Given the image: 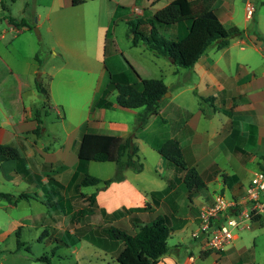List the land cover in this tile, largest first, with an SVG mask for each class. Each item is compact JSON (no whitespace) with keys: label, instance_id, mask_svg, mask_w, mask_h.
Masks as SVG:
<instances>
[{"label":"crops","instance_id":"crops-1","mask_svg":"<svg viewBox=\"0 0 264 264\" xmlns=\"http://www.w3.org/2000/svg\"><path fill=\"white\" fill-rule=\"evenodd\" d=\"M167 1L132 0L129 3V8L132 11L135 7L136 10H134V13L137 16H144V14L150 15L155 9L164 5ZM81 2L73 3L70 0L69 4L77 5ZM261 2L264 3V0ZM57 4L67 6V4ZM247 4H250L249 0H240L239 8L241 17L233 20L235 7L231 1L217 0V16L223 24V21H228L226 24L229 23V26L234 25V23L236 24V22H241V26L246 28V21L253 17V11L251 15L246 14ZM9 17L13 20L9 21L7 16L4 23H0V143L11 146L16 155L12 158L0 160V165L5 164L8 166L10 171L14 173L13 176L17 179L14 185L17 193L13 196L11 195V197L14 198L21 192L28 194V196L16 198L13 202L7 201L5 206L12 208L20 200H26L28 202L30 199H33L43 203L42 197L45 195L44 191H47L44 188L45 183H52L55 186V190L57 192L60 191L61 194L64 185L74 177V166L70 167L67 164V158L64 153L70 151L76 155L78 141L83 132L114 133L120 136L132 133L135 135L133 140L137 145V153L139 155L140 148L145 149L144 144L147 143L144 139V135L146 134L145 130L152 131V119L150 118L146 124L139 128L136 127L135 118L137 112L141 111L142 106L136 108L123 107L118 105L115 99L113 101L108 100L109 103L107 105L96 104L108 80L109 74L114 76L115 73L127 71L128 63L131 64L140 77H143L141 72L143 66L139 63L136 65L133 62V57L135 56L130 58L125 57V60L121 58L117 64L116 57L113 56L116 53L115 44L112 43V53H110V56L105 53L103 57L101 56L103 64L96 72L93 93L86 108L83 109L74 105V112L78 114V116H75L74 122L63 114L60 120L65 121L67 128L62 135L57 134L55 130L48 129L44 125V120L47 121L46 107H51L52 105L49 102V98H51L50 93H52L50 84L48 83L47 85V95L49 94V98H47V104L44 105V100L37 98V94H40V92L36 89V83L39 82L38 78L42 73H45L48 81H51L54 72L44 70L38 66L39 63L35 62V41H33L34 39L30 35H23L21 39H17L18 32L20 33L21 29L26 27V24L22 22L24 18L13 15ZM253 20L256 21V17ZM37 25L39 27L40 22ZM49 29L50 27H46V30ZM252 31H244L242 35L229 38L227 44L221 48L217 49L213 46L214 48L210 50L206 49L191 66L174 69L179 76L177 81L172 83L173 86L171 88L166 84L167 90H169V99L165 101L164 106H168V102H171L190 111L188 118L173 133V138H175L181 149L184 161L196 168L205 181V184L208 180L215 179V175L212 176L216 169L214 157L221 151L224 153L223 159L229 161L234 168L231 173L226 172L222 177L224 184L239 183L240 179L246 174V171H252L253 173L259 170L256 164V156L259 153H264V68L258 70L256 66L250 67L247 63L232 56L235 45H238L241 49L247 46L256 51L261 50L259 47L260 39L257 38L255 30L252 29ZM243 34L245 36L244 38ZM55 35L57 38H60V31L56 30ZM129 39H131V33L129 34ZM133 45L137 46L138 43ZM144 50L139 49V52ZM143 53L145 54V51ZM108 57H111L109 61L107 60ZM220 57L223 58L219 60ZM104 61H107L109 68L105 66ZM169 61L172 63L171 59ZM234 61L235 68L232 70H226L220 65L222 63L228 66V64ZM119 65L125 69L117 70L118 68L116 66ZM63 66L64 63H61L55 70L57 71L63 68ZM38 69L39 71L36 73ZM70 78L74 82L76 81V77H69V80ZM133 79L136 80L135 77ZM120 81H123V78ZM75 85L80 87L77 84ZM185 91H188L187 94L190 97L188 100L189 104L175 100L176 97H179ZM190 99H193V103ZM53 102L61 105V103L55 100ZM41 107L44 108V111ZM118 107L127 108L128 111L126 112L131 115L122 117L120 116V111L117 113L118 115L120 114L118 118L112 119L110 118L111 114L108 115L105 112L107 108L115 110ZM54 111L58 112V115L60 114L55 106ZM214 120H218L217 124ZM35 127L39 128L34 131L33 129ZM244 152L249 153L245 160L240 157ZM236 154L240 156H236ZM159 156L155 166L164 167L168 171H171L169 176H165V183L160 188H157V190H161L160 196L154 195L151 198L150 191H155L154 189H147L146 193L148 192L149 195H144L145 188L132 182L133 179H140L138 173L142 169L138 172L127 169L124 171L121 179L112 180L101 187L102 189L98 188L97 190H93L97 207L93 208L91 217L94 215L95 219L98 220V215L102 216L103 224L112 220L107 217L108 213L118 207L124 206L137 209L135 212L142 222L156 213L163 214L167 220V213L162 209V206L165 205L166 196L176 194V189L179 187L176 181L180 180L182 183V172L162 155L159 154ZM78 160H75L76 165L79 164ZM247 163L253 168L248 167L249 164L247 166ZM68 168H71V170L68 171ZM154 170L158 171L157 168H154ZM128 172H133V174L128 176ZM80 175L78 174L72 181L71 192L64 199L67 197H78L74 191L73 183ZM20 179L23 181H20ZM27 181L29 183L26 184ZM33 184L40 185L38 187L42 189L41 194H38L36 191L30 193V188L35 186ZM193 196L189 199L191 201V204L188 205L189 214L183 216L180 222L178 220L168 223L167 220V223L171 228L169 235L183 232L186 227L189 228V236L199 244L196 253L193 254L192 251L187 250V254L181 258L180 252L178 251L180 242L176 240L177 242L167 243L170 246V250L160 255L155 264H197L196 258H199L203 264H258V262L264 264V256L258 260L255 254L256 242L254 238L250 242L246 241L244 239L245 233L240 235L238 232L232 231L233 236L231 239L226 241L220 248L213 249L205 247L201 238L193 237L191 231L196 226L193 227L192 223H197V207L196 214L191 213ZM59 199L60 195L57 194L56 200ZM80 199H82L84 204V199L82 197ZM166 203L171 210L174 209L173 201L167 199ZM144 205L147 206L144 209H140ZM67 207L68 204L65 203L62 212L55 211L53 213L55 217L53 225H57L56 228L58 230L65 225L64 217ZM70 211H73L70 216L76 212L73 208ZM37 215L40 216L39 218L43 217L42 212ZM33 217V214H17L16 216L8 217L5 222V227L0 230V243L9 239L10 242L8 243H13L15 245L14 250H18L14 229L18 225H21L20 235L23 230L31 228L34 230L35 224L32 219ZM118 218L134 230V227L128 220L127 214ZM256 226L264 229V224L248 218L238 228H255ZM81 227L78 223L72 225V227H67L65 231L73 232L78 229L82 230ZM20 240L23 244L24 241L22 239ZM118 242L115 254L121 246V242L119 240ZM0 264L5 263L0 261Z\"/></svg>","mask_w":264,"mask_h":264},{"label":"rangeland","instance_id":"rangeland-1","mask_svg":"<svg viewBox=\"0 0 264 264\" xmlns=\"http://www.w3.org/2000/svg\"><path fill=\"white\" fill-rule=\"evenodd\" d=\"M69 1L70 0H0V23L3 24L5 18L10 15L23 17L26 27L21 29L20 33L18 32L17 39H21L23 35H30L34 39L33 41H35V62L39 63L38 66L44 70L54 72L51 81H48V77L45 73H42L38 78V84L47 89L49 83L52 92L50 93L51 98H49V94L47 96L52 105L51 107H46L47 121L44 120V125H46L48 129L55 130L57 134L62 135L67 128L65 121L60 120L63 114L74 122L75 116H78V114L74 112V105L83 109L86 108L93 93L94 83L96 82V72L103 64V54L105 53L110 56V53H112V43L115 44L116 53L113 54V56L116 57L117 64L121 58L124 59L125 57L130 58L135 56L133 57V62L136 65L139 63L143 66L141 69L143 77H160L169 88L173 86L172 83L177 81L179 74L174 70L177 68L167 57L155 56L144 48L141 42H138V45L134 46L131 39H129L130 32L125 18L130 17V15H135V11H130L131 9L129 8V3L132 2V0H80L82 2L77 5H70ZM230 1L235 7L233 20H237L241 17L239 8L240 0ZM249 1L252 5L250 15L253 11V17L246 21V28L241 26V22L237 23L234 21L236 22L234 25L241 28L243 32L252 31V29L255 30L257 38L260 39L259 47L261 50L256 51L247 46L241 49L238 45H235L233 47L234 52L232 56L247 63L250 67L256 66L259 70L260 68H264V3L261 2L262 0ZM57 3L67 4V6H61ZM145 16L148 15L144 14L143 17ZM254 17H256V21L253 20ZM38 22H40L39 27L37 25ZM223 22L226 27L229 26V23L226 24L228 21ZM187 23L188 20H180L174 24L159 23L156 24V28L158 33L162 36L176 39L186 31L185 26ZM46 27H50V29L46 30ZM18 28L20 27L18 26ZM56 30L60 31V38L56 37ZM242 33L240 35H242ZM244 37L243 34V38ZM212 48L214 47L210 45L206 49L210 50ZM139 49H145V54L143 53L144 51L139 52ZM110 58L111 57H108L107 60L109 61ZM222 58L223 57H220L219 60ZM31 62H33V60H31ZM61 63H64L63 68L56 71L55 68ZM104 64L109 68L107 61ZM220 65L226 70H232L235 68V61L228 64V66L222 63H220ZM116 68H118L117 70L119 71L122 68L125 69L120 65L116 66ZM38 71L39 69L36 73ZM134 73V68L128 63L127 71L115 73L113 78L115 80H122L123 78V81L131 82L134 80V77L136 78ZM69 77H76V81L74 82L71 78L69 80ZM75 84L80 87H77ZM166 91L169 92V90ZM182 93L183 94L176 97L175 100L189 104L188 100L190 97L187 94L188 91ZM114 97L115 90L111 91L107 96L108 100L112 101ZM37 98L44 100V96L41 93L37 94ZM165 98L168 100L169 96L166 95ZM53 100L61 103V105L54 103ZM190 101L193 103V99H190ZM54 106L59 110V115L58 112L54 111ZM41 108L44 111V108ZM120 111L121 115H119L122 117L131 115L126 112L128 111L127 108L118 107L115 108V110L110 108L105 110L106 114H111L110 118L112 119L118 118L119 115L117 113ZM214 121L217 124L218 120ZM145 132L147 135H150L151 131L146 129ZM144 145L145 149L140 148L139 152L143 162V168L138 173L140 179H133L132 182L144 187V195H147L148 192L146 193V190H157V188H160L165 183V176H169L171 171H168L167 168L164 167L155 166L157 158L160 157L159 153L147 143ZM64 154L67 158V164L70 167L74 166V177L64 185L61 194L60 191L57 192L55 190V186L52 185V183H45L44 188L47 191H44L45 195L42 197L43 203L33 199H30L28 202L26 200H20L16 206L10 208L5 206L8 200L4 197H0V230L5 227V222L10 216H16L17 214H33L35 217V219L34 217L32 218L35 224L34 230L31 228L22 231L20 239L24 242L22 245H19L18 250H14L15 245L13 243H8L10 242L9 239L0 243V261L5 264H118L114 258L115 250L119 243L118 240H111L93 231V229L97 227V223L103 222V217L98 215L97 220L94 215L91 217L92 215L90 213L80 214L78 209L85 205L82 199H80V196L77 198L67 197L64 199V197L70 194L71 183L78 174L80 175L82 172H88L100 179L106 178L113 174L115 164L113 161L78 160L79 164L76 165L75 160L78 158L75 154H72L70 151ZM223 154L224 153L221 151L214 157L216 169L212 176L215 175V179L208 180L206 186L199 191L200 193L198 192L193 196V208L191 213L194 215L196 214V207L198 213L199 205L211 203L215 196L238 198L243 192L247 180L253 174L252 171H246V174L240 179L239 183L224 184L222 182V177L226 172L231 173L234 168L229 161L223 159ZM248 154V152H244L241 156L237 154L236 156H240L245 160ZM262 155H264V153H259L256 156V164L258 161L264 164V160L261 158ZM248 164L249 163L246 165L248 166ZM248 167L253 168L250 164ZM154 168H157L158 171H155ZM70 170L71 168H68V171ZM132 174L133 172L127 173L128 176ZM13 175L14 173L10 171L8 166L5 164L0 165V191L10 193L12 196L17 193L14 189L17 179ZM20 181L23 180L20 179ZM27 183L29 182L27 181L26 184ZM100 184L82 185L78 190L82 193H90L93 190L101 188ZM176 184L179 185L176 189V194L168 197L166 196L165 205L162 206V209L167 213L168 223L178 220L180 222L183 216L189 214L188 205L191 204V201L187 199L185 187L180 180L176 181ZM33 185L35 186L30 188V193L36 191L38 194H41L42 189L38 187L40 185ZM57 194L60 195L59 200H56ZM167 199L173 201V210L167 206ZM65 203L68 204L64 217L65 225L58 230V228H56L57 225H53L55 220L53 213L55 211L62 212ZM71 208L76 211L72 216H70L73 213V211H70ZM40 212L43 213L42 218H39L40 216L37 215L40 214ZM254 221L260 222L261 218ZM78 223L82 226L81 231L76 230L74 233L68 230L65 231L67 227H72V225ZM107 223L116 222L114 220H109ZM196 225V222L192 223L193 227ZM230 230L238 232L240 235L245 233L244 239L246 241L250 242L251 239L254 238L256 242L255 254L258 257L257 259L260 260L264 256V229L260 226H256L255 228L243 227L237 229L235 227H230ZM176 240L180 242L178 251L180 252L181 258L187 254V250L192 251L193 254L196 253L199 244L189 236V228L186 227L183 232L173 233L167 237L168 244L177 242ZM71 241L74 242L71 243ZM40 255H43L46 260H43V258L38 259L37 256ZM34 256L36 257L34 258ZM196 261L197 264H203L199 258H196ZM258 264L260 263L258 262Z\"/></svg>","mask_w":264,"mask_h":264},{"label":"trees","instance_id":"trees-1","mask_svg":"<svg viewBox=\"0 0 264 264\" xmlns=\"http://www.w3.org/2000/svg\"><path fill=\"white\" fill-rule=\"evenodd\" d=\"M71 1L75 3L80 0ZM216 2L217 0H168L148 16H131L126 19L131 33V42L133 44L141 42L152 54L168 57L176 68L189 67L208 46L221 48L227 44L229 38L243 32L235 25L226 27L220 21L216 12ZM8 19L9 21L13 20L9 16ZM180 20H188L186 31L180 37L171 39L158 33L156 24L175 23ZM22 22L25 23V20L23 19ZM134 72L136 80L131 82L115 80L109 74L96 104L107 105L109 103L108 94L115 90L114 99L118 105L128 108L142 106L141 111L136 114V127L141 128L150 118L152 119V131L150 135L145 134L144 139L160 155L181 170V180L186 190V196L190 199L206 184L196 168L184 161L181 149L173 138V133L188 118L190 111L171 102H168V106H164L166 98H161V95L167 90V86L163 80L160 77H140L135 70ZM36 89L44 96L43 104L46 105L47 89L38 83H36ZM37 128L39 127H35L33 130L36 131ZM134 136L132 133L120 136L114 133L92 131H85L81 134L76 150L77 158L79 160L113 161L115 170L111 176L102 179L88 172H82L79 178L74 181V191L85 201V205L78 209L80 214H91L93 208L97 207L94 191L82 194L78 190L80 186L99 185L101 182L100 187H103L112 180L121 179L127 169L134 172L142 169V161L133 140ZM15 155L11 146L0 143V160L12 158ZM261 158L264 160V155ZM257 166L264 172V164L261 161L257 162ZM160 193L161 190L150 191L151 198L154 195L160 196ZM22 196H28V194L21 192L12 198L10 193L0 191V197H4L10 202ZM146 206L144 205L140 209H144ZM136 210L124 206L118 207L107 216L116 223H107V221L102 224L99 222L93 231L98 235L121 242L120 248L114 255L118 264H155L160 255L170 250L167 237L171 228L163 214L156 213L142 222L138 218ZM233 211L234 209H227L229 213ZM125 214H127L134 230L127 227L123 220L118 218ZM249 218L251 220L261 218L262 222L258 221V223L264 224L261 213H251ZM221 219H223V215L217 219V222ZM20 228L21 225H18L14 229L16 247L22 244L19 239ZM73 242L71 241V243ZM37 258L45 259L43 255L37 256Z\"/></svg>","mask_w":264,"mask_h":264},{"label":"built area","instance_id":"built-area-1","mask_svg":"<svg viewBox=\"0 0 264 264\" xmlns=\"http://www.w3.org/2000/svg\"><path fill=\"white\" fill-rule=\"evenodd\" d=\"M251 10V4H247L246 14ZM227 209L234 211L229 213ZM251 213H261L264 219V172L261 170L253 172L238 198L215 196L211 203L199 205L197 225L191 235L201 238L207 248H220L233 236L230 227H240ZM222 215L223 219L217 222Z\"/></svg>","mask_w":264,"mask_h":264},{"label":"water","instance_id":"water-1","mask_svg":"<svg viewBox=\"0 0 264 264\" xmlns=\"http://www.w3.org/2000/svg\"><path fill=\"white\" fill-rule=\"evenodd\" d=\"M166 95H168V92H167V91H165V92L163 93V95H161V98H163V97L166 96Z\"/></svg>","mask_w":264,"mask_h":264}]
</instances>
